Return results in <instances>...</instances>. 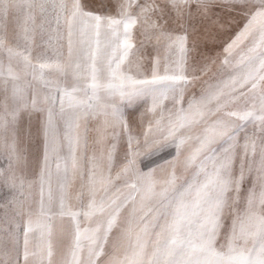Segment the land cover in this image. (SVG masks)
Returning <instances> with one entry per match:
<instances>
[{
  "label": "snow or ice",
  "instance_id": "6c2138e0",
  "mask_svg": "<svg viewBox=\"0 0 264 264\" xmlns=\"http://www.w3.org/2000/svg\"><path fill=\"white\" fill-rule=\"evenodd\" d=\"M0 157V264H264V0H0Z\"/></svg>",
  "mask_w": 264,
  "mask_h": 264
},
{
  "label": "rangeland",
  "instance_id": "374dc122",
  "mask_svg": "<svg viewBox=\"0 0 264 264\" xmlns=\"http://www.w3.org/2000/svg\"><path fill=\"white\" fill-rule=\"evenodd\" d=\"M232 32L224 33L219 36V38L216 40L214 46H213V54H219L221 57L225 55L223 49L227 46V43L230 42V36L232 35ZM32 151L34 153H40L41 152V145L39 143L38 138L33 139L32 143ZM170 158V157H169ZM5 165V161L3 157H0V166ZM8 194V189L0 184V202H2L5 197Z\"/></svg>",
  "mask_w": 264,
  "mask_h": 264
}]
</instances>
